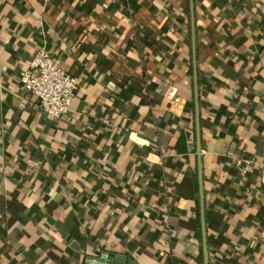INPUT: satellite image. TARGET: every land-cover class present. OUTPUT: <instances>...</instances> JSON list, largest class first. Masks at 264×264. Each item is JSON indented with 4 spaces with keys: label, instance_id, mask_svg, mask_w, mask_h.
Returning <instances> with one entry per match:
<instances>
[{
    "label": "crops",
    "instance_id": "1",
    "mask_svg": "<svg viewBox=\"0 0 264 264\" xmlns=\"http://www.w3.org/2000/svg\"><path fill=\"white\" fill-rule=\"evenodd\" d=\"M78 77L47 117L20 72ZM264 0H0V262L264 264ZM116 264V263H114Z\"/></svg>",
    "mask_w": 264,
    "mask_h": 264
},
{
    "label": "built area",
    "instance_id": "2",
    "mask_svg": "<svg viewBox=\"0 0 264 264\" xmlns=\"http://www.w3.org/2000/svg\"><path fill=\"white\" fill-rule=\"evenodd\" d=\"M19 81L26 91L39 98L42 111L52 119L62 118L71 111L79 87L78 77L45 48L35 55L29 67L20 72ZM241 162V169L245 172L253 164L264 171V159L256 162L244 158Z\"/></svg>",
    "mask_w": 264,
    "mask_h": 264
},
{
    "label": "water",
    "instance_id": "3",
    "mask_svg": "<svg viewBox=\"0 0 264 264\" xmlns=\"http://www.w3.org/2000/svg\"><path fill=\"white\" fill-rule=\"evenodd\" d=\"M92 264H121L125 260L122 256L115 255L113 252H104L98 258L90 260Z\"/></svg>",
    "mask_w": 264,
    "mask_h": 264
}]
</instances>
